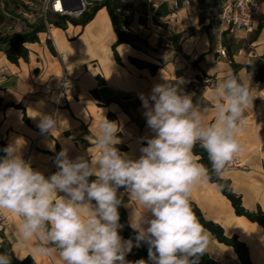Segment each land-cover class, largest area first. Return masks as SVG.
<instances>
[{
  "label": "crops",
  "instance_id": "0c3cea01",
  "mask_svg": "<svg viewBox=\"0 0 264 264\" xmlns=\"http://www.w3.org/2000/svg\"><path fill=\"white\" fill-rule=\"evenodd\" d=\"M4 1L7 0H0V6ZM220 2L191 0L183 6L166 1V6L159 3L147 15L131 11L129 29L146 46L136 49L125 43L117 45L121 64L116 62L112 51L117 37L105 7L99 8L85 25L69 23L65 28L52 25L51 34L48 30L40 32L39 41L26 44L27 61L10 62L3 51L6 45H1L0 140L8 145L22 138L25 141L23 159L49 177L58 171L54 155L62 150H67L73 160L90 159L89 152H95L98 124L105 116L121 129L117 135L120 145L126 147L122 153L138 159L142 154L140 149L147 146V138L154 136L147 126L141 94L150 96L154 85L163 83L164 78L181 92L192 94L194 104L203 113L204 123L211 124L215 122L217 103L212 93L232 73L231 64L235 63L239 65L237 79L249 85L252 96V103L244 112L246 124L236 135L241 150L234 155L243 159L248 168L226 166L221 178L230 182L246 210L264 211V88L250 87L251 78L245 69L247 63L264 54V25L260 18L247 33L223 31L219 25ZM259 2L264 14V0ZM210 9L212 12L207 13ZM34 11L32 16L24 18L29 23L37 20L39 6ZM162 17L170 20L171 25L178 24L180 30L187 27L194 30L180 42L179 49L170 44L161 50L157 48L159 37L152 20ZM24 28L23 20L13 23L15 31ZM227 40L230 41L224 44L226 56H222L217 52V43ZM131 57L158 68L154 73L148 68H138L129 61ZM63 75L67 77V84L60 89ZM40 114L59 117L61 126L53 135L41 132ZM118 196L124 198L123 208L130 225L134 210L139 209L123 188L118 190ZM191 201L204 219L218 224L226 236L235 235L247 246L251 264H264V228L237 215L216 183L208 180L197 184ZM3 212L6 220L0 224V254L7 255L11 264H64L58 249L50 255L38 251L47 244L37 237L18 242L21 218L8 210ZM205 231L209 237L207 253L213 260L220 264H240L231 246Z\"/></svg>",
  "mask_w": 264,
  "mask_h": 264
},
{
  "label": "clouds",
  "instance_id": "9594fccd",
  "mask_svg": "<svg viewBox=\"0 0 264 264\" xmlns=\"http://www.w3.org/2000/svg\"><path fill=\"white\" fill-rule=\"evenodd\" d=\"M163 80L150 96L140 95L154 136L147 138L138 159L119 151L121 129L105 116L98 124L90 159L73 160L62 150L55 160L58 171L49 177L23 159L22 138L2 149L0 210L21 218L18 242L37 237L53 245L38 251L50 255L59 249L64 264H129L125 257L133 242L119 235L123 226L118 190L123 188L139 209L130 219L136 246L148 245L151 264H199L209 237L192 210L191 193L211 177L194 148H203L211 172L223 177L241 150L236 135L246 124L244 112L252 96L249 85L229 73L212 93L217 102L215 122L205 124L193 95ZM59 126L58 116L40 114L41 132L53 135ZM0 264L11 260L0 254Z\"/></svg>",
  "mask_w": 264,
  "mask_h": 264
},
{
  "label": "trees",
  "instance_id": "16d2710c",
  "mask_svg": "<svg viewBox=\"0 0 264 264\" xmlns=\"http://www.w3.org/2000/svg\"><path fill=\"white\" fill-rule=\"evenodd\" d=\"M24 6V7H23ZM25 8V5L19 3L17 0H7L4 1L0 6V46L6 45L4 48V53L6 58L12 63H18L20 59L27 61L28 59V50L26 48L27 43H33L39 41L38 34L46 30L44 20L42 18H38L35 22L29 23L26 19L21 18L19 15V8ZM105 7L109 14L111 24L113 30L116 34L117 40L112 45V51L117 63L121 64L120 57L116 51V46L122 43L129 44L130 46L139 49V45L136 42H144L138 35L132 34L128 29L131 23L130 18L124 13L125 7L119 0H104L102 2L96 3L89 11L83 13V15L79 18H65L59 16H53L50 19L49 23H52L56 27L65 28L67 26V22L73 25H85L89 20H91L95 14V12L101 8ZM143 14H150L149 9L143 8ZM17 20H23L25 22V28L20 31L13 30V23ZM258 33V31H256ZM181 38L184 39L182 33L175 36V39ZM175 48L179 49V44L175 42ZM129 61L138 68H148L152 73H154L158 66L151 64L149 62L133 58L131 57ZM232 75L237 77L236 68L239 65L232 63ZM246 71L249 73L251 78L250 87L264 88V54L258 56L251 62L245 65ZM239 80V79H238ZM96 94L95 91H93ZM3 106L2 98L0 97V108ZM14 106V105H9ZM111 118L112 115H109ZM24 120L28 122L26 116H24ZM7 144L0 140V157H3L5 154L2 151ZM119 151L122 153L125 150L124 145L116 146ZM194 153L202 157L201 163L206 165L210 169V182H214L218 185L219 189L226 196V198L230 201L234 211L237 215L245 216L252 222H256L264 228V211L260 208H257L255 211L246 210L241 202V197L237 195L228 180L223 179L216 174L211 172V164L208 160L207 152L197 145L194 148ZM57 155H54L56 158ZM90 180L95 179V177H90ZM122 198V205L119 207L118 211L120 214L119 223L123 226L119 229V235L127 240L131 239L132 242L136 243V232L130 227L127 221V215L123 208L124 198ZM191 202V207L196 215L198 221L203 226V228L207 229L211 232L214 237L219 241L228 246H231L233 250L237 253L240 264H251L249 259V253L247 246L238 240L237 236H226L223 232V229L216 223L206 220L201 215L199 209L196 205ZM47 247H53L51 244H47ZM59 250V249H58ZM128 262H136L140 259H144L145 261H149L148 259V245L144 242H140L139 246L133 245L130 252L126 254L125 257ZM14 264V263H13ZM199 264H220L217 261L213 260L207 252H205L199 258Z\"/></svg>",
  "mask_w": 264,
  "mask_h": 264
},
{
  "label": "built area",
  "instance_id": "2783aa9c",
  "mask_svg": "<svg viewBox=\"0 0 264 264\" xmlns=\"http://www.w3.org/2000/svg\"><path fill=\"white\" fill-rule=\"evenodd\" d=\"M104 0H41L39 5L38 16L44 20L46 30L49 34L50 28L53 25L49 23L48 16L65 17V18H79L89 11L96 3ZM153 7H157L160 1L149 0ZM173 3H180L186 6L191 0H166ZM220 6L218 10L219 25L223 31L233 34L235 32L247 33L252 30L253 25L261 18V24L264 25V14L261 11V5L259 0H220ZM33 10L28 6V9L20 10V14L24 18L32 16ZM69 24V22H67ZM217 52L222 56H226V49L222 45L221 41L217 43ZM67 84V77L63 75L60 81V89ZM227 167H236L247 169L246 162L238 156H234L233 160L227 165ZM6 220L3 210H0V224H3Z\"/></svg>",
  "mask_w": 264,
  "mask_h": 264
},
{
  "label": "rangeland",
  "instance_id": "374dc122",
  "mask_svg": "<svg viewBox=\"0 0 264 264\" xmlns=\"http://www.w3.org/2000/svg\"><path fill=\"white\" fill-rule=\"evenodd\" d=\"M17 1L19 3L25 5V8H27L28 6L31 7L34 13H35L34 10H36L38 8V6L41 2V0H17ZM119 1L125 7L124 13L130 18V20H131L130 12L133 10L143 14V8L149 9L150 13L153 12V10L155 9V7H153L152 3L149 0H119ZM155 1H160L159 3L166 2V0H155ZM167 2H169V1H167ZM164 5L166 6L167 3H164ZM23 7H20L18 10L21 18H24V16H22V14H20V10H22V9L24 10ZM181 7H183V6H181ZM173 10L175 11L174 7H173ZM212 10L213 9L208 10L207 13H211ZM33 17H35V15H33ZM36 17H37V19L40 18L39 16H36ZM48 20H50L49 16H48ZM152 23L155 25V27L153 29L156 31H154V32L159 37V40L157 42V48L160 50L164 49L167 44H170L174 48H175V42L180 44V42L182 41L181 38L175 39V36H177L178 34L182 33V35L185 38L188 34L194 32V30L191 27H187V28H184V30H180V28H179L180 26H178V24L171 25L170 20H166L164 17H162L159 20L153 19ZM209 28H210L209 26L206 28L207 32H208ZM128 30L130 31V29H128ZM229 41L230 40H227L226 42L222 41V45H224L225 43H228ZM136 44L141 46V47H144V48L146 46L145 41L144 42H136Z\"/></svg>",
  "mask_w": 264,
  "mask_h": 264
}]
</instances>
